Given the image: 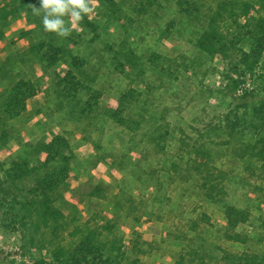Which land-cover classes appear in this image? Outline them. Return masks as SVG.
I'll return each mask as SVG.
<instances>
[{
	"label": "rangeland",
	"instance_id": "374dc122",
	"mask_svg": "<svg viewBox=\"0 0 264 264\" xmlns=\"http://www.w3.org/2000/svg\"><path fill=\"white\" fill-rule=\"evenodd\" d=\"M36 1L0 0V161L8 166L14 157L33 158L38 142L65 135L76 157L56 205L74 225L91 216L99 223H114L112 235L122 239L127 264H177L192 247L204 250L208 260L212 255V264L219 246L264 253L263 163L238 155L234 148L239 138L226 131L229 119L244 117L264 102V52L254 70H245L244 82L234 87L228 63L208 58L197 45L210 0H195L201 10L196 15L181 13L177 0H155L141 15L133 11L138 0H91L89 16L96 31L73 21L41 19L29 9ZM251 1L264 5L263 0ZM3 8L19 11L4 17ZM49 40L64 53L53 65L30 51ZM243 47L250 50L251 41L246 39ZM130 52L144 61V74L115 69V54L125 61ZM76 55L95 76L88 84L102 91L91 123L73 117L69 104L60 108L62 97L55 86ZM21 78L33 79L39 94L22 115L5 119L4 99ZM130 87L142 92L146 106L143 129L132 135L109 116ZM245 92L253 95L233 97ZM139 112L142 108L135 106L133 113ZM144 133L165 134V148L159 149ZM202 143L228 172L227 199L252 212L251 224L245 227L251 236L248 245L223 239L221 206L204 196L199 179L187 170L192 146ZM174 162L179 163L177 170ZM96 187L102 190L100 196L92 195ZM50 247L35 248L19 232L0 227V264H37L43 259L48 264Z\"/></svg>",
	"mask_w": 264,
	"mask_h": 264
},
{
	"label": "trees",
	"instance_id": "16d2710c",
	"mask_svg": "<svg viewBox=\"0 0 264 264\" xmlns=\"http://www.w3.org/2000/svg\"><path fill=\"white\" fill-rule=\"evenodd\" d=\"M90 1L82 0L81 4H75L73 0H58V3L37 0L29 9L48 22L69 24L73 21L96 31L97 26L89 16ZM210 2L212 5L207 24L197 38V45L208 58L220 57L226 61L228 76L233 80L234 87H239L244 82L242 76L245 70H254L263 56L264 5L251 0ZM154 3L155 0H138L133 11L136 15L145 14ZM177 5L179 11L186 15H196L201 11L195 0H177ZM18 11L5 8L3 15L8 17ZM130 19L133 21V18ZM246 39L252 43L250 50L243 47ZM45 46L48 48L42 53ZM30 51L36 52L47 65L57 63L59 57L64 55L51 40L33 45ZM113 60L115 69L122 73H128V69L139 75L145 73L144 61L134 52H130L125 61L116 53ZM85 62L81 56H73L71 67L59 76L55 86L62 97L60 108L69 104L73 117L86 118L91 123L97 115L102 91L88 84L92 78L94 82L95 76L84 67ZM233 73L236 77L232 76ZM38 94L39 86L33 79H19L4 99V118L13 119L22 115ZM252 95V92H245L242 96L233 97L247 99ZM144 101L142 92L130 87L121 95L118 106L109 112V116L132 135L134 131L143 129L146 120ZM135 106H140L142 112L134 114ZM247 114L244 117L236 114L233 119H229L231 121L226 124V131L229 137L239 138L240 143L234 148L238 155L256 159L263 163L264 168V102L254 105ZM144 137L151 139L161 150L166 146L163 133H144ZM133 138L131 136L130 140L135 142ZM32 153L33 158H11L8 166L0 161V227L6 232H19L35 248L42 250L50 245L48 264H127L122 239L112 235L114 223H99L95 216H91L84 224L74 225L56 205L58 192L70 177L76 157L70 140L63 134H56L38 142ZM34 158L35 163L32 162ZM215 162L213 151L203 143L192 146L185 161L188 172L199 179L204 196L222 208L224 224L220 232L223 239L238 245H248L251 236L245 227L251 224L252 212L227 199L225 180L228 172ZM178 164L173 163L176 170ZM101 193V188L96 187L92 195L100 196ZM193 223L196 229L198 223ZM219 251L215 264H264V253L248 249L230 250L223 246H219ZM207 256L204 250L192 247L187 253L181 254L177 264H212L213 256H210L211 260ZM44 262L43 259L37 264ZM137 262L135 260L132 264Z\"/></svg>",
	"mask_w": 264,
	"mask_h": 264
},
{
	"label": "clouds",
	"instance_id": "9594fccd",
	"mask_svg": "<svg viewBox=\"0 0 264 264\" xmlns=\"http://www.w3.org/2000/svg\"><path fill=\"white\" fill-rule=\"evenodd\" d=\"M46 2H48V0H46ZM51 2L58 3V0H51ZM73 3H75V4H81L82 3V0H73ZM50 27H54V25H50Z\"/></svg>",
	"mask_w": 264,
	"mask_h": 264
}]
</instances>
